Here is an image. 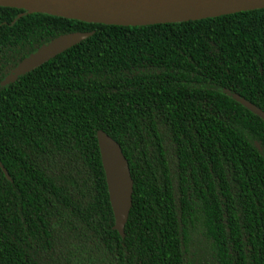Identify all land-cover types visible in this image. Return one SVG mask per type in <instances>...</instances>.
Masks as SVG:
<instances>
[{
	"label": "trees",
	"instance_id": "1",
	"mask_svg": "<svg viewBox=\"0 0 264 264\" xmlns=\"http://www.w3.org/2000/svg\"><path fill=\"white\" fill-rule=\"evenodd\" d=\"M0 264H264V9L148 26L0 6ZM97 130L126 160L112 229ZM256 144L257 146H255Z\"/></svg>",
	"mask_w": 264,
	"mask_h": 264
},
{
	"label": "water",
	"instance_id": "2",
	"mask_svg": "<svg viewBox=\"0 0 264 264\" xmlns=\"http://www.w3.org/2000/svg\"><path fill=\"white\" fill-rule=\"evenodd\" d=\"M0 6L23 10L26 13L134 27L195 21L264 9V0H0ZM88 36L89 32L69 33L42 44L21 59L2 79L0 85L14 82L18 76L35 69ZM240 103L264 121V113L259 109L243 101ZM95 140L113 217L112 229L123 237V226L130 208L132 190L128 166L118 144L103 131H96ZM0 171L8 180L1 165Z\"/></svg>",
	"mask_w": 264,
	"mask_h": 264
}]
</instances>
